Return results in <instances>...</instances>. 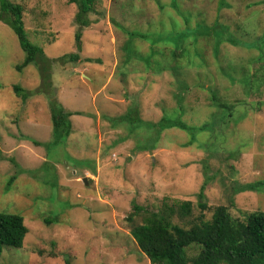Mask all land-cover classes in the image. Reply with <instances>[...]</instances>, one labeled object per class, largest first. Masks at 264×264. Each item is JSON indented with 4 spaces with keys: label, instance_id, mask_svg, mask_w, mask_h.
Returning a JSON list of instances; mask_svg holds the SVG:
<instances>
[{
    "label": "rangeland",
    "instance_id": "rangeland-1",
    "mask_svg": "<svg viewBox=\"0 0 264 264\" xmlns=\"http://www.w3.org/2000/svg\"><path fill=\"white\" fill-rule=\"evenodd\" d=\"M11 1L51 66L47 78L34 63L17 70L24 52L0 20V211L23 216L29 230L21 247L3 249L0 264H151L130 234L141 221L128 219L133 203L155 211L163 199L190 200L191 216L173 219L186 225L200 212L202 183L207 218L216 205L238 219L264 212V189L236 190L264 180V0H96L84 27L67 0ZM214 21L220 36L195 43L152 47L127 34L170 35ZM70 52L80 59L63 61ZM13 85L30 94L22 99ZM211 93L231 107L214 106ZM51 94L79 112L63 144L46 145ZM179 94L181 119L207 122L193 137L170 128L145 147L154 128L116 119L132 105L149 122L179 115Z\"/></svg>",
    "mask_w": 264,
    "mask_h": 264
},
{
    "label": "trees",
    "instance_id": "trees-1",
    "mask_svg": "<svg viewBox=\"0 0 264 264\" xmlns=\"http://www.w3.org/2000/svg\"><path fill=\"white\" fill-rule=\"evenodd\" d=\"M67 1L76 5L74 21L81 27L88 26L91 23L88 14L92 12L96 0ZM221 3L225 4L223 0ZM22 17L23 7L21 4L11 0H0V20L11 28L24 52V59L16 66V69L20 71L27 65L34 63L44 78H47L48 73L46 72L51 66L50 62L44 55L42 47L29 40ZM217 23L218 21H214L210 25L196 23L193 27L187 26L170 35L157 34L151 36L147 33H136L133 30H127V34L132 38L139 37L150 40L152 47L160 41L173 40L176 43H181L188 37H192V41L195 43L198 36L215 37L220 27ZM80 35L81 32L78 30L75 35L77 50L81 48L79 44ZM218 36L220 35L218 34ZM221 40L222 38L214 40L215 50ZM151 54L153 55V52ZM79 59L80 57L76 52H70L65 55L63 61L77 62ZM92 60V58L86 59V61ZM12 90L15 95L21 96L22 99H26L30 94L20 85H13ZM177 96L176 110L179 115L165 114L156 122H149L140 118L136 105H132L124 115L116 119L120 122H127L133 128L142 125L154 128L156 136L145 147H153L159 134L166 129L179 128L189 132L192 137L195 132L205 130L207 122L198 126L188 125L181 119V114L184 112L183 97L181 94ZM210 100L216 107L227 109L231 107L230 104L221 103L216 93H211ZM48 106L52 127L51 137L46 145L63 144L72 132L70 116L79 114V112L66 110L53 97V94L49 96ZM13 179V176L8 179L6 191L9 190ZM263 185L264 180L247 182L238 186L236 190L258 192L264 189L262 188ZM204 187L205 183H202L197 193V206L200 212L195 219L191 218L186 225L176 223L173 219L175 217L184 219L191 216L192 203L190 200L163 199L159 209L155 211L133 203L132 215L128 219L132 221L135 215H140L141 221L131 227L130 234L141 252L151 264H264V212L252 211L245 214L244 218L238 219L230 214L225 205H216L212 209L210 217L207 218L204 213L208 209ZM48 221L50 222L49 219H47ZM28 231L23 216L0 211V256L5 247H21ZM193 247H197L198 250L195 254L190 255L189 251ZM67 264H71L69 260H67Z\"/></svg>",
    "mask_w": 264,
    "mask_h": 264
}]
</instances>
